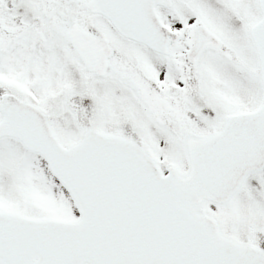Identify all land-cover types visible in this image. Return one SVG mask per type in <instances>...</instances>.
<instances>
[{"label": "snow or ice", "instance_id": "snow-or-ice-1", "mask_svg": "<svg viewBox=\"0 0 264 264\" xmlns=\"http://www.w3.org/2000/svg\"><path fill=\"white\" fill-rule=\"evenodd\" d=\"M0 264H264V0H0Z\"/></svg>", "mask_w": 264, "mask_h": 264}]
</instances>
